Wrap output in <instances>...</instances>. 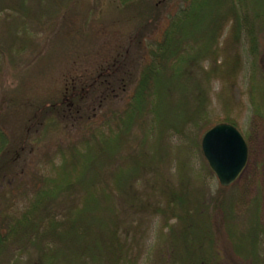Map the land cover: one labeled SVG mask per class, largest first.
Listing matches in <instances>:
<instances>
[{"label": "trees", "instance_id": "obj_1", "mask_svg": "<svg viewBox=\"0 0 264 264\" xmlns=\"http://www.w3.org/2000/svg\"><path fill=\"white\" fill-rule=\"evenodd\" d=\"M111 2L137 30L132 69L120 57L122 69L103 66L53 100L25 101L20 134L5 126L24 97L0 99V264H221L217 217L233 253L264 264L261 193L241 203L234 184L197 185L213 174L203 133L237 127L229 114L211 117L214 82L230 97L248 71L252 115L264 120V0Z\"/></svg>", "mask_w": 264, "mask_h": 264}, {"label": "rangeland", "instance_id": "obj_2", "mask_svg": "<svg viewBox=\"0 0 264 264\" xmlns=\"http://www.w3.org/2000/svg\"><path fill=\"white\" fill-rule=\"evenodd\" d=\"M17 1L0 0L7 6L0 15V47L6 53V56L0 53V99L5 95L9 98L18 95L24 97L21 104L10 110L9 117L13 114L16 117L6 120L5 128L11 129L12 134L23 133L25 118L32 112L26 113V117L23 114L25 101L38 103L53 100L63 94L71 79L92 75L103 66L106 69L119 64L117 68H120V57L123 62L127 59L123 67L132 69L135 63L132 56L136 59L138 54L137 45L132 44V40L138 36L137 30L130 22L129 13L117 11L116 4H112L111 0L71 1L66 6H60L61 0ZM56 3L62 7L57 15L55 11L58 10H54ZM24 4L26 7L22 8ZM167 23V19H164L150 39L160 40ZM15 25L21 30L15 37L16 41L12 37V27ZM248 74V71L240 73L239 83L230 97L221 96L222 85L218 80L212 84L211 117L220 121L227 114L231 115L247 141L249 158L242 174L233 184L242 192L241 203L261 193L260 219L264 228V120L252 115L247 95ZM43 142L54 146V139ZM181 160L187 166V157L183 155ZM190 163L193 174L201 171V160L192 159ZM203 177L204 180L201 178L197 185L202 183L205 187V181L211 191L220 188L214 173L205 171ZM215 228L223 254L221 264H249L233 253L218 217ZM151 239L148 238L147 245Z\"/></svg>", "mask_w": 264, "mask_h": 264}, {"label": "water", "instance_id": "obj_3", "mask_svg": "<svg viewBox=\"0 0 264 264\" xmlns=\"http://www.w3.org/2000/svg\"><path fill=\"white\" fill-rule=\"evenodd\" d=\"M201 150L210 170L223 187L237 181L249 158L244 135L235 125L227 122L217 123L204 132Z\"/></svg>", "mask_w": 264, "mask_h": 264}]
</instances>
